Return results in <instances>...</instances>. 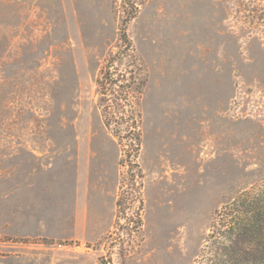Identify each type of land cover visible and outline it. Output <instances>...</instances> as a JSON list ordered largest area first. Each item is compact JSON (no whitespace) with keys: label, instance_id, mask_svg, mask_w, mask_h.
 Returning <instances> with one entry per match:
<instances>
[{"label":"rangeland","instance_id":"obj_1","mask_svg":"<svg viewBox=\"0 0 264 264\" xmlns=\"http://www.w3.org/2000/svg\"><path fill=\"white\" fill-rule=\"evenodd\" d=\"M127 2L0 0V264H195L264 182V0Z\"/></svg>","mask_w":264,"mask_h":264},{"label":"trees","instance_id":"obj_2","mask_svg":"<svg viewBox=\"0 0 264 264\" xmlns=\"http://www.w3.org/2000/svg\"><path fill=\"white\" fill-rule=\"evenodd\" d=\"M127 5V17L132 18L138 2L128 0ZM105 74L98 83H114L110 71ZM132 104L130 115L135 119ZM133 133L138 148L139 134ZM197 258L195 264H264V182L239 190L214 210Z\"/></svg>","mask_w":264,"mask_h":264}]
</instances>
